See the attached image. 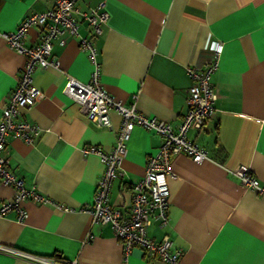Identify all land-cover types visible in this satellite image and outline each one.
<instances>
[{
	"label": "crops",
	"instance_id": "obj_1",
	"mask_svg": "<svg viewBox=\"0 0 264 264\" xmlns=\"http://www.w3.org/2000/svg\"><path fill=\"white\" fill-rule=\"evenodd\" d=\"M53 7L51 0H0V31L13 32L27 16ZM78 33L90 37L80 13L97 8L107 15L94 38L100 82L125 105L134 104L149 118L176 131L186 113L190 79L187 68L202 69L208 50L221 45L211 84L217 99L214 116L200 132L186 137L203 148L209 160L195 163L185 154L171 157L167 178L166 228H148L160 241L169 237L182 255L176 264H264V194L245 188L230 171L240 166L264 186V0H80L75 3ZM28 30L25 47L39 40ZM60 71L37 67L32 82L41 96L24 113L37 128L32 143L8 137L7 167L48 200L22 203L0 217V245L41 257L57 256L76 264H166L133 248L125 257L109 225L92 223L89 208L103 164L88 147L110 151L120 127L111 112L110 127L85 122L62 94L65 75L87 82L93 65L78 38L51 42ZM25 58L0 40L1 110L14 89ZM161 137L135 127L121 161L122 175L111 185V205L127 214L131 185L144 175ZM13 197L0 184V204ZM59 205L72 209L58 210ZM0 264H34L0 251Z\"/></svg>",
	"mask_w": 264,
	"mask_h": 264
},
{
	"label": "built area",
	"instance_id": "obj_2",
	"mask_svg": "<svg viewBox=\"0 0 264 264\" xmlns=\"http://www.w3.org/2000/svg\"><path fill=\"white\" fill-rule=\"evenodd\" d=\"M53 7L43 13L25 17L13 32H1L0 40L10 48L21 53L24 64L18 75L16 85L9 94L1 110L0 118V184L13 189V197L0 204V217L11 211L17 214V220L22 222L25 211L22 203L27 197L36 203L44 204L48 200L35 190L27 191L23 180L7 167L6 153L8 137L32 143L37 132L34 124L24 118V113L30 109L41 96L40 90L33 85L32 76L37 67L52 68L60 71L59 63L51 57V42L59 38L65 43V37L78 38L80 48L90 59L93 70L87 82H80L64 72L65 85L62 94L77 106L78 115L87 123L99 128L110 127L109 115L115 112L121 120L116 132L113 148L104 151L100 147H88L84 154L97 155L103 171L97 180L89 214L92 223L109 225L114 236L122 245L126 257L133 248H140L148 256L166 264H176L182 255L180 249L173 248L169 237L165 235L160 241L151 238L147 230L156 225L160 229L168 226V187L167 178L171 177V157L185 154L195 163L209 160L207 152L186 137L189 130L200 132L206 122L215 113L214 103L217 99L211 84V77L218 68V56L221 45L213 44L209 47L210 59L202 69L192 65L187 68L190 85L187 89L186 113L177 130H172L168 123L155 118H149L140 113L134 104L125 105L110 95L100 82V67L96 60L98 50L94 38L102 33L101 26L107 15L97 8H90L80 13L89 27L90 37H81L78 33V22L75 14V3L80 0H51ZM39 28V40L31 46L25 47L24 40L28 30ZM135 127H141L147 132L161 137V143L156 152L149 156L145 165L144 175L131 185V200L129 211L122 214L109 201L112 182L122 175L121 161L126 153V143ZM230 173L235 176L245 188L264 194V186L260 185L249 172L240 166ZM62 212L73 211L62 205L57 206ZM0 251L28 260L34 264H76L67 262L57 256L41 257L30 255L13 248L0 245Z\"/></svg>",
	"mask_w": 264,
	"mask_h": 264
}]
</instances>
